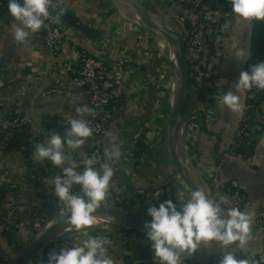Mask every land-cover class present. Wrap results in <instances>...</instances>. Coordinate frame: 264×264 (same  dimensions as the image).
<instances>
[{"label": "crops", "instance_id": "1", "mask_svg": "<svg viewBox=\"0 0 264 264\" xmlns=\"http://www.w3.org/2000/svg\"><path fill=\"white\" fill-rule=\"evenodd\" d=\"M5 1L9 3V0ZM162 2L176 18L183 17L190 24L193 23V14L184 7L172 0ZM112 7L108 0H53L49 16L60 27L66 40L55 50L43 44L39 31L30 33L25 42L16 41L13 30L19 22L9 12L0 9V109H21L27 118V128L12 140L13 145L8 146L9 141L5 142L0 134V190L12 181L21 183L23 180L26 172L21 159L27 146L45 141L52 132L63 136L65 129L70 128L71 119H85L87 115L76 112L77 107H85V91L74 83L72 65L71 68L65 67L68 63L72 64L70 45L102 59L111 67L133 69L140 73L137 76L127 75L121 81L124 95L108 128L116 136L121 155L119 160L112 162L114 176L109 185L116 184L117 178L130 187L145 189V199L149 203L157 189L167 191V195L185 189L180 182L174 183V188L170 185L162 187L168 180L165 179L167 171L157 162L159 159L154 153L158 152L154 137L161 124L162 114L156 110L152 99L150 72L157 58L148 53L151 49L149 36L120 16L117 10L111 12ZM180 24L183 29V23ZM215 28L217 32H222V36L212 72L215 93L207 104L213 120L209 128L202 129L191 138H184L185 154L212 198H216L221 187L241 188L246 200V207L242 211L251 210L254 215L250 238L245 247H238L237 244L222 247L217 241L202 242L194 254L190 256L184 253L181 260L182 264H209L218 255L232 252L237 259H247L250 264H264V149L259 147L260 142L264 141V95L257 117L263 130L252 159L245 161L239 155H234L225 161L220 160L221 152L226 151L237 137L244 112L232 113L220 103V99L226 92L235 90L240 73L247 71L245 66L251 54V21L241 20L230 13L218 17ZM241 49L246 50L245 61L236 59L235 54ZM23 84L28 86L27 92L19 97V88ZM51 87H59L63 92L45 94ZM240 96L244 106V91ZM93 144V138H87L82 148L71 150L70 156L77 162L82 161L86 158L85 152ZM106 147L110 148L111 143L105 136L101 143L103 162H106ZM119 169L120 173L117 171ZM82 170L83 165H80L77 171ZM58 174H61V169L53 165L49 176L35 186L25 183L21 190L0 191V205L13 202L46 212V201L53 191L51 178ZM146 218L151 220L150 216ZM25 220L26 215L16 220L19 227L12 233L10 245L3 239L0 227V261L13 264L17 250L30 233L24 225ZM116 229L95 230L85 234L74 232L53 241L44 251L80 246L88 236H94L107 239V255L114 260V264H150L152 254L144 242L140 238H120ZM32 259L30 262L35 264Z\"/></svg>", "mask_w": 264, "mask_h": 264}, {"label": "clouds", "instance_id": "2", "mask_svg": "<svg viewBox=\"0 0 264 264\" xmlns=\"http://www.w3.org/2000/svg\"><path fill=\"white\" fill-rule=\"evenodd\" d=\"M232 5V13L244 21H264V0H228ZM53 0H9L8 10L18 25H14L13 36L16 41L25 42L30 33H36L44 26L49 16ZM238 61L246 60V50L236 52ZM256 88L264 90V61L250 66V71H242L235 82V90L228 91L220 99V103L234 114L243 111L241 96L244 90ZM76 112L92 114V110L76 108ZM70 128L65 129L62 136L58 132L52 134L44 143L35 145L32 159L43 163L50 161L61 169V174L51 178L53 195L58 198V205L66 210L67 223L76 229L90 227L94 221V213L100 208L108 196L109 183L114 176L112 162L119 160L120 149L116 144V136L107 131L111 147L104 150L105 161L99 169L96 155L80 162L67 155L65 148L76 151L85 144L93 134L90 122L84 119H71ZM264 149V141L260 142ZM83 165L82 171L77 169ZM74 185H79L82 194L72 192ZM179 206L171 199L160 203L158 207L149 206L144 228L151 251L159 258L161 264H182L181 255L194 254L199 245L217 241L222 247L237 244L245 247L251 233V222L254 212L242 211L238 207L225 208L229 203L226 195L218 200L211 198L205 189H193L186 199L183 192H177ZM106 238L88 236L80 246L64 247L59 251H49L46 261L38 264H114L107 255ZM220 264H250L247 259H237L232 252L222 255Z\"/></svg>", "mask_w": 264, "mask_h": 264}, {"label": "built area", "instance_id": "3", "mask_svg": "<svg viewBox=\"0 0 264 264\" xmlns=\"http://www.w3.org/2000/svg\"><path fill=\"white\" fill-rule=\"evenodd\" d=\"M172 1L182 7L185 5L190 6V10L187 11L194 16L193 23L191 24V30L185 34L184 41V57L186 63L189 65V75L192 79L193 111L189 121L185 123L183 131L184 138H191L193 135L202 131V128H209L213 120L212 112L209 110L207 105L209 99H212L213 95L207 93L206 89L203 87V80L204 78H207L209 79L210 84L212 83L213 85L212 72L214 69L213 67L216 64L215 62L217 60L218 52L221 48L222 36V32L220 30L217 32L215 23L217 22L218 17L227 16L232 13V5L228 2V0ZM0 9L9 12L8 3L5 0H0ZM39 32L43 44L51 50L58 49L65 44L66 40L64 33L60 27L51 20L50 16L45 19L44 26ZM144 32L147 34L146 36H149L150 38L151 33L145 30ZM70 47L73 56L72 64L68 63L65 67L71 68L72 65L71 70L74 73L73 81L76 85L84 88L85 91L84 106L92 110V114L87 113L84 120L90 122V125L93 128L91 138H93L94 144L85 152V156L87 158L92 155H96L97 163L95 167L99 169L100 164L103 163L101 155L102 140L105 137V133L108 131L112 117L117 110V105L120 103L124 95L121 88V81L127 75L137 76L140 73L139 71L136 72L133 69L127 70L126 68L119 69L111 67L102 59L96 58L84 50H79L75 48L74 45H70ZM27 88L28 86L23 84L19 88L18 96L20 97L26 94ZM255 90L256 88H253L250 91L244 90V112L238 125L237 137L226 151L221 152V161H225L231 156H234V149L245 144L250 137V130L244 122V114L246 111H250L255 108L253 104V101L257 97ZM62 92L63 91L59 87H51L44 93L47 95H57ZM26 128L27 118L23 115L21 109L17 111L0 109V134L5 142L12 141ZM45 141L39 143H44ZM36 144L33 143L27 146L22 152L21 160L26 172L23 180L21 183L12 181L6 184L4 189H2L4 192L21 190L25 183L30 184V186H35L37 183H41L42 179L49 176L53 164L47 160L40 163L32 159ZM65 152L68 155L72 153V151L67 147L65 148ZM117 171L120 173L121 170L119 169ZM157 191L159 192L153 194L150 198L151 204L156 205L159 201L157 197L158 194L161 193V190L157 189ZM72 192L82 194L80 187H73ZM125 195V193L118 189L116 184H111L109 185L108 196L106 197V200L101 203L100 207H111L125 211L130 207L126 206ZM220 195H226L229 198V203L223 205L225 208L238 207L240 210H243L246 207L245 197L238 190H232L227 186L221 187L216 194L217 200ZM169 199L176 202L179 206L180 201L177 199V194L175 192H173V195L169 196ZM46 202L48 204L46 212L13 202L3 203L0 205L1 230L6 233H13L14 230L19 227V223L16 220L26 215L24 225L29 229V231L37 234L47 226L50 216L52 218L56 214L67 213L66 210L59 207L58 198L53 195V193L48 197ZM142 203L143 201L140 203L141 206H143ZM132 214L137 215L133 212ZM117 235H119L120 238H140L152 254L150 264H161L159 258L151 251L150 241L147 240L146 233L124 226H119ZM46 248L47 246L34 256L36 257L34 260L35 264H38V261H45L49 253L48 251H44ZM222 255L224 254L218 255L209 264H220ZM0 264L6 263L0 261Z\"/></svg>", "mask_w": 264, "mask_h": 264}, {"label": "water", "instance_id": "4", "mask_svg": "<svg viewBox=\"0 0 264 264\" xmlns=\"http://www.w3.org/2000/svg\"><path fill=\"white\" fill-rule=\"evenodd\" d=\"M111 1L120 2L133 7V9L139 15V20L135 21L126 18L125 19L130 21L141 30H145L163 37L174 52L173 65L179 78V88L175 102L170 107L171 111L169 113L167 125V152L172 163L173 170L167 174L165 179L169 180L170 178L177 176L190 193L193 189L200 187L205 189L207 194L212 198V194L208 191L206 186H202L198 180L195 181L193 179V177L191 176L192 166L186 158V154L185 158H182V156L177 151L176 145V140L178 139V134L180 131L184 141V125L187 121H189L193 111V92L187 63L184 57L185 34L190 32L191 30V24L189 20L180 17L178 20L179 22L183 23L184 28L177 30L155 21L152 16L156 14L147 11L141 4L140 0ZM157 16H162L160 11H158ZM185 101H188L187 111L185 114L181 115L182 106ZM13 144L14 142L10 141L8 146H11ZM115 183L127 192L141 195L143 200H145L147 196V190L145 189H136L130 187L117 178H115ZM68 215V213L63 214V216L57 222L44 229L43 231L38 232L34 236V238L19 251V253L15 257L13 264H28V262L43 248L48 246L53 241L57 240L60 237L59 233H61L68 225H70L67 223ZM93 215L114 218L115 220L111 222H116L121 226L142 231L144 233H146L147 231L144 228V225L146 222H149L148 220H145L132 213H128L123 210L111 207H100Z\"/></svg>", "mask_w": 264, "mask_h": 264}, {"label": "rangeland", "instance_id": "5", "mask_svg": "<svg viewBox=\"0 0 264 264\" xmlns=\"http://www.w3.org/2000/svg\"><path fill=\"white\" fill-rule=\"evenodd\" d=\"M162 1H159V0H140L141 4L143 5V7L147 11L151 12L154 10L151 13H155V14H158V11H160L161 14L164 15L165 19L168 18L169 21L174 23L175 29H177V30L182 29L178 18H176L177 16L174 13L168 11L167 6H164V3ZM108 3L111 6H113L111 0H108ZM149 40H150L149 44L151 45L150 50L155 51L157 54V57H158L157 61L155 62V65L153 66V69L150 72V80H151L150 82L152 84L151 88H152V93H153L152 99L154 100L153 104L155 105L156 110L158 112H161V114H162V115H160L162 117L161 124L157 127V129H156L157 132H155V137H154L156 139L158 152H154V153H156L155 154L156 158L159 159V161H157V162H159V164L161 163V165L163 166L162 168L165 171H167V174H168L173 170V167L170 163V159L168 156L167 144H166L168 117H169V113L171 111L170 110V98H171V96H172L171 94L173 92H175L176 95L178 93L179 78H178L176 69L174 68L173 62H172L174 57L171 54V50L167 45L164 46L161 43V41H163V39L160 37V35L151 33ZM187 107H188V101H185V103L182 106L181 115L186 113ZM182 143L184 146L183 137H182ZM184 152H185V147H184ZM186 158H187V155H186ZM157 162L155 161V163H157ZM168 181H171V183L169 185L172 188L175 187L174 183H178V184L181 183V181L179 180V178L177 176L172 177ZM158 192L159 191H157L156 193H158ZM160 192L161 193L158 194V197H159L158 200L159 201L157 200L158 203H156V205L150 204L149 202L146 201V199L143 200L141 195H139V194H133V193L126 194L125 195L126 206H130V207L127 208L125 211L129 212V213H132V212L136 213L137 216H139L145 220L150 221V219L146 218V217H148V214H147L148 207L153 206V205L158 207L160 203H163L165 200H169L170 195L166 194L167 191L161 190ZM181 192L184 193L186 199L190 196V192L188 191V189L186 187ZM141 201H143V206H141V204H140ZM174 203H176V202H174ZM139 206H140V208H139ZM58 215H60V214H56L52 218L50 216L49 222L52 221ZM48 223H47V225H48ZM119 226H121V225L116 223V222H111V220L100 221L97 225L90 226L89 228H86V229H84L78 233L79 234H81V233L85 234V233H88L90 231H95V230H97V231L98 230H111V229L119 228ZM46 228H47V226L44 229H46ZM71 234H74V231H72V230L64 231L60 235L59 238L69 236ZM25 243H26V245L28 244L26 241H24V244ZM35 258L36 257H34L32 260H35ZM28 264H32V263L29 261Z\"/></svg>", "mask_w": 264, "mask_h": 264}, {"label": "trees", "instance_id": "6", "mask_svg": "<svg viewBox=\"0 0 264 264\" xmlns=\"http://www.w3.org/2000/svg\"><path fill=\"white\" fill-rule=\"evenodd\" d=\"M185 10H190V6H183ZM111 12H116V10L112 7L110 9ZM150 54H152L153 58H158L157 54L155 51L153 50H149ZM157 61V59H154ZM260 61H264V22L263 21H256V20H251V54L250 57L246 63V70L250 71V66L252 64H256ZM187 68L189 71V65L187 64ZM191 84H192V79L190 78ZM203 87L206 89L207 93L213 95L215 93V88L212 85V83L210 84L209 79L204 78L203 80ZM209 83V84H208ZM256 99L253 101L254 104V109L250 110V111H246L244 114V122L247 124L249 130H250V137L248 139V141L243 144L240 145L238 147H236L234 149V154L235 155H239L243 160L248 161L251 160L254 152H255V148L259 142V138L262 135V130H263V125L259 122V120H257V117L259 116V104L263 98L264 95V90H259L256 89ZM204 130V128H202ZM171 163V161H170ZM172 165V163H171ZM171 183V181L166 182L164 185H162V187H166L167 185H169ZM116 186L118 187V189L125 193V194H130L131 192H127L125 191L123 188L119 187L117 184ZM230 189L232 190H238L240 193H242V189L238 188L236 186H229ZM156 191V189L154 190V192ZM153 192V193H154ZM216 199V198H215ZM1 235L4 237H2L5 242L7 244H12L13 238H12V233H6L4 231L1 230ZM36 235L35 232L30 231V233L28 234L27 238H26V242L29 243L31 241V239H33V237ZM26 245V243L22 245L21 248H19L16 252V254L19 253V251ZM3 262V261H2Z\"/></svg>", "mask_w": 264, "mask_h": 264}, {"label": "bare ground", "instance_id": "7", "mask_svg": "<svg viewBox=\"0 0 264 264\" xmlns=\"http://www.w3.org/2000/svg\"><path fill=\"white\" fill-rule=\"evenodd\" d=\"M112 5L117 9V11L124 17V18H126V19H129V20H139V15L137 14V12L133 9V7H131V6H129V5H126V4H123V3H120V2H116V1H112ZM154 11V10H153ZM153 11H151V12H153ZM153 14H155V13H153ZM152 16V15H151ZM152 18L155 20V21H157V22H159V23H162V24H164V25H166V26H169V27H172L173 29H175V26H174V23L173 22H171V21H169L168 20V18L167 19H165V17H164V15H162V16H157V14L156 15H153L152 16ZM161 37V36H160ZM162 39H163V41H161V43L165 46V45H167L168 47L170 46L169 44H168V42L163 38V37H161ZM170 48V50H171V54L173 55V57H174V52H173V50H172V48L171 47H169ZM172 62L174 63V58H173V60H172ZM175 87V86H174ZM175 91V90H174ZM172 96H171V98H170V107H171V105H173L174 104V102H175V99H176V93L175 92H173L172 94H171ZM176 145H177V151L179 152V154L182 156V158H185V152H184V146H183V143H182V135H181V131L179 132V134H178V139L176 140ZM191 176L193 177V179L196 181V180H198L199 182H200V184L202 185V186H205L202 182H201V180H200V178H198L197 177V175L194 173V170H193V168H192V174H191ZM63 216V214H60V215H58V216H56L52 221H50L49 223H48V225H47V228L48 227H50L52 224H54L55 222H57L61 217ZM108 220H115L114 218H111V217H104V216H94V223L91 225V226H93V225H97L100 221H108ZM86 228H89V227H86ZM86 228H83V229H76V228H74L73 226H71V225H68L61 233H59V236L64 232V231H70V230H72V231H74V232H80V231H82V230H84V229H86ZM43 230V229H42ZM41 230V231H42Z\"/></svg>", "mask_w": 264, "mask_h": 264}]
</instances>
